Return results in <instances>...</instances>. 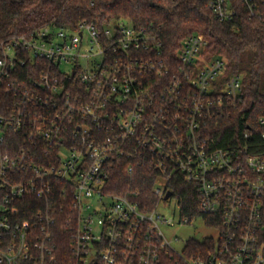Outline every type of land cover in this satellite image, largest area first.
Returning a JSON list of instances; mask_svg holds the SVG:
<instances>
[{"label":"built area","instance_id":"2783aa9c","mask_svg":"<svg viewBox=\"0 0 264 264\" xmlns=\"http://www.w3.org/2000/svg\"><path fill=\"white\" fill-rule=\"evenodd\" d=\"M240 2L250 17L264 4ZM208 7L219 22L238 13L237 0ZM3 47L0 264H55L54 225L71 207L65 264H264V131L227 144L210 135L244 87L224 57L206 55L202 33L181 39L176 60L152 25L128 18L45 26ZM137 166L154 174L152 208L139 190H108L116 169ZM199 218L217 234L188 256L164 228Z\"/></svg>","mask_w":264,"mask_h":264},{"label":"trees","instance_id":"16d2710c","mask_svg":"<svg viewBox=\"0 0 264 264\" xmlns=\"http://www.w3.org/2000/svg\"><path fill=\"white\" fill-rule=\"evenodd\" d=\"M209 0H0V57L3 45L13 38L45 26L75 28L82 20L94 21L98 26L112 19L128 18L136 26L152 25L164 41V49L176 60V49L181 39L190 33H202L208 40L206 55L226 59V77L241 73L244 93L242 99L209 123V133L219 143L234 142L244 131L258 139L264 131L260 119L264 117V4L259 13L250 17L244 5L237 0L235 19L219 22L208 7ZM44 66V65H43ZM29 73V72H28ZM27 73V74H28ZM7 100V95H2ZM114 185L108 190L126 192L139 190L138 201L143 208L158 203L153 192L154 174L137 166L129 175L116 169ZM186 212L192 209L186 202ZM59 211L54 225L57 258L55 264L70 260V236L65 229V215ZM206 220L209 217L204 216ZM213 241L190 238L185 246L188 256L202 254ZM162 264H177L166 256Z\"/></svg>","mask_w":264,"mask_h":264},{"label":"rangeland","instance_id":"374dc122","mask_svg":"<svg viewBox=\"0 0 264 264\" xmlns=\"http://www.w3.org/2000/svg\"><path fill=\"white\" fill-rule=\"evenodd\" d=\"M173 205L174 203L171 202V206L166 208L169 216L173 213ZM164 230L167 238L172 242L173 246L178 251H181L184 248L186 242L190 238L202 239L206 236H215L217 234V230L206 227L201 218L194 220L188 225L165 227ZM175 236H178L179 238H175Z\"/></svg>","mask_w":264,"mask_h":264},{"label":"water","instance_id":"95a60500","mask_svg":"<svg viewBox=\"0 0 264 264\" xmlns=\"http://www.w3.org/2000/svg\"><path fill=\"white\" fill-rule=\"evenodd\" d=\"M170 195H171V193L169 192L168 195H167V197H169Z\"/></svg>","mask_w":264,"mask_h":264}]
</instances>
